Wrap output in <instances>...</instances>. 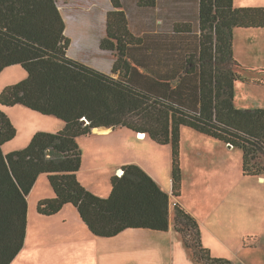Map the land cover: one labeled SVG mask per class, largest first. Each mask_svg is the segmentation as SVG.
I'll use <instances>...</instances> for the list:
<instances>
[{
    "label": "trees",
    "instance_id": "1",
    "mask_svg": "<svg viewBox=\"0 0 264 264\" xmlns=\"http://www.w3.org/2000/svg\"><path fill=\"white\" fill-rule=\"evenodd\" d=\"M111 2L101 42L116 57L109 74L69 56L71 38L58 0H0V73L17 64L27 71L26 78L4 87L0 104L23 105L65 122L62 130L38 131L25 148L5 153L3 145L17 135V128L0 109V264H10L25 245L28 196L43 173L55 196L38 202L42 215H55L73 204L93 234L113 237L130 228L168 231L173 214L197 264H237L212 256L199 221L179 203L172 204L171 195L140 165L122 166L107 197L86 188L77 174L83 157L78 138L97 127H126L170 145L175 197L182 191L184 126L240 148L243 174L264 177V108L235 103L238 80H264L243 76L241 70L257 69L242 65L233 53V29L264 28V7H237L234 0H132L153 13L155 23L158 2L171 36L194 34L187 46L170 43L153 26L144 31L153 33V39L137 34L128 16L129 0ZM179 10L176 19L165 20ZM157 45L165 48L156 51Z\"/></svg>",
    "mask_w": 264,
    "mask_h": 264
},
{
    "label": "rangeland",
    "instance_id": "2",
    "mask_svg": "<svg viewBox=\"0 0 264 264\" xmlns=\"http://www.w3.org/2000/svg\"><path fill=\"white\" fill-rule=\"evenodd\" d=\"M67 1H69L67 5H64L62 0L59 4L62 10L67 6L71 15L69 21L70 34H66L73 40L69 49V56L89 65L98 63L108 66L112 62L111 58H113L111 52H102L99 48L102 36L106 35L107 11L113 9L111 1ZM159 1L163 3L171 0ZM183 3V5L188 6L187 1ZM128 4V8H131L130 12H132V15H128L132 29L137 34L146 35L145 38L151 39L154 34L144 31L149 27L151 28L148 30H153L152 26H155L153 13L139 9L132 0H129ZM175 5L180 4L173 3V6ZM192 5L193 3L190 4V6ZM172 11H174L173 7ZM181 13L182 10H179L177 16L175 12L169 13L165 20H174ZM184 17H187L186 14ZM91 29H94L95 34L90 33ZM251 29L254 31L253 38L238 33L237 42L241 49L244 46H249V44L264 46V28ZM159 31L163 36L171 38L170 43L179 42L187 46L193 44V33L183 32L171 36V29L166 23ZM238 31L243 30L238 29ZM152 43L155 44V42ZM260 63L264 64V59ZM241 72L243 76L252 78V80H264V69L241 70ZM26 76L27 71L19 64L6 67L0 73V90L8 84L23 80ZM235 103L238 107L250 104L257 105V103L264 107V83H247L238 80L235 84ZM0 109L7 113L17 128V135L3 145L5 153L25 148L30 143L32 136L38 131L57 130L60 125H64V121L56 116L45 115L23 105L5 107L0 104ZM129 131L128 128H122L107 137L117 144L124 138L126 139V134L123 135L122 132L131 133ZM32 132L34 133L32 134ZM136 136L138 139L142 138L140 134ZM84 139L87 137L78 140L82 146H84ZM88 141L85 140V142ZM139 145L135 149L132 148L128 154L124 150L118 152L117 161L140 158L152 162L149 158H153L154 162L152 163L163 167L169 161V154L166 151L170 152L172 160L170 145H159L149 136ZM225 145L227 149L223 150ZM81 149L83 148L81 147ZM217 157L223 162L222 168L212 164L213 161L217 162ZM180 158L183 191L177 199L183 198L194 208V216L207 230L204 229L208 245L207 243L204 245L211 250L212 256L228 258L237 264H264V180L262 177L243 174L242 150L235 146L229 147L228 144H224L218 139L184 126L181 130ZM170 172L172 178V166ZM119 173L122 174L123 172L120 171ZM44 179L50 184L46 174H44ZM166 180L169 182L170 179ZM169 191L171 192V188ZM66 209H73L80 217L73 204H68ZM44 230L45 228L33 235L28 248L22 256L19 258L17 256L15 264H60L62 261L64 263L77 261L74 257L62 260L61 250L56 247L58 246L56 243L58 242L56 240L57 234ZM55 255L56 257H54ZM161 261V264H168V261Z\"/></svg>",
    "mask_w": 264,
    "mask_h": 264
},
{
    "label": "crops",
    "instance_id": "3",
    "mask_svg": "<svg viewBox=\"0 0 264 264\" xmlns=\"http://www.w3.org/2000/svg\"><path fill=\"white\" fill-rule=\"evenodd\" d=\"M87 1L90 2L91 0ZM59 2L60 0L58 1V6L66 21L65 33L68 34L71 15L67 9L68 7L64 6V10H62ZM62 2L64 3V5L69 4V1L67 0H62ZM234 4L237 7H264V0H234ZM109 11H107V14ZM161 13L162 8L157 2V7L155 8L157 20L154 26L156 34H161L159 33V30L162 29L163 26L164 20ZM238 29H241L243 31H238ZM239 32L240 35L245 34V36H248L249 38H253L254 35V31L251 28L235 27L233 29L234 57L244 66L254 67L256 69L264 68V64L260 63L264 59V46L259 47L254 44H249V46H244L241 49V46H239L237 42ZM106 35H103L100 40L99 50H101L102 52H111L109 50H104L101 48L102 39ZM72 42L73 40H71V45ZM87 43L89 44L88 41ZM155 48L156 51H163L165 47L163 45H157L155 46ZM110 54L113 58H111L112 62L108 66L98 63H92L90 65L103 72L112 74L116 57L113 55V52H111ZM114 76L118 77V74H114ZM3 89H1L0 92ZM254 105L250 104L241 108L262 107L260 103H257L256 106ZM64 126L65 122L64 125H60L57 130H48L51 132L59 131L62 130ZM122 128L126 127H97L93 129L91 134L82 136L87 137V139L83 140L84 146H82L81 142L78 141L83 148L82 167L77 173L79 181L95 194L102 197H107L112 191V177L115 175H121V173L119 172L122 170V166L130 163H135L140 165L145 171H147L160 184V186L171 195L172 204H175V202L179 203L194 216L195 212L192 205L183 198L177 199L178 197H175L172 193V183L170 185V170L172 166V160L169 151H166L169 154L168 164L163 167L157 166L156 164L152 163L154 162L153 158H149L152 162L147 159L140 158L123 160L121 162L117 161V157H119L118 152L124 150V152L128 154L129 152H131L132 148L135 149L139 147V143L147 140L148 138V136H146L145 134V137L138 139L136 136L137 134L130 129L128 130H130L129 132L131 133L122 132L123 135L126 134V139L124 138L121 142H117V144L116 142L111 141L109 137H107L111 134H114L115 132H118L119 129ZM34 132H32V134ZM82 137L78 138V140ZM85 140L89 141L85 142ZM226 149L227 147L225 145L223 150ZM216 160L217 162L213 161L212 164H215V166L217 165L222 168L223 162H221L219 157H217ZM44 174L45 173L41 174L38 177L37 182L35 183L32 191L28 196L29 212L26 242L20 253L17 255L18 258L19 256H22L23 252L28 248L29 242L32 239L33 235L41 231V229L45 228L44 231H50L57 234L56 240L58 242L56 243L58 244V246L56 247L61 250L62 260L68 257H74L75 259H77V261H74L73 263H64L63 261L60 262L59 260L58 263L60 262V264H161V260H163L164 262L168 261V264H197L192 258L191 252L188 249L182 234L174 226L173 214L171 216V227L168 231L130 228L113 237H101L93 234L73 209H66L68 204L65 205L62 210L55 215L45 216L40 214L37 210L38 202L41 199L51 198L55 196V192L52 186L45 181ZM166 179H170L169 182H167ZM262 180H264L263 177ZM169 188H171V192L169 191ZM211 190L213 189L211 188ZM199 223L201 225L202 241L204 244H206L207 240L204 232L205 228L203 227V224H201V222ZM54 257H56V255ZM16 260L17 257L10 264H15Z\"/></svg>",
    "mask_w": 264,
    "mask_h": 264
},
{
    "label": "water",
    "instance_id": "4",
    "mask_svg": "<svg viewBox=\"0 0 264 264\" xmlns=\"http://www.w3.org/2000/svg\"><path fill=\"white\" fill-rule=\"evenodd\" d=\"M82 122L84 124H86V123H88V120L86 118H83ZM139 134L142 135L143 133H139ZM228 145H229V147H232L233 146L232 144H228ZM121 171L123 172V169Z\"/></svg>",
    "mask_w": 264,
    "mask_h": 264
},
{
    "label": "bare ground",
    "instance_id": "5",
    "mask_svg": "<svg viewBox=\"0 0 264 264\" xmlns=\"http://www.w3.org/2000/svg\"><path fill=\"white\" fill-rule=\"evenodd\" d=\"M141 137H142V138L145 137V133H143V134L141 135Z\"/></svg>",
    "mask_w": 264,
    "mask_h": 264
},
{
    "label": "built area",
    "instance_id": "6",
    "mask_svg": "<svg viewBox=\"0 0 264 264\" xmlns=\"http://www.w3.org/2000/svg\"><path fill=\"white\" fill-rule=\"evenodd\" d=\"M171 183H172V180H171Z\"/></svg>",
    "mask_w": 264,
    "mask_h": 264
}]
</instances>
